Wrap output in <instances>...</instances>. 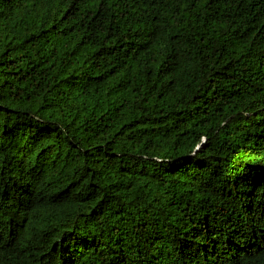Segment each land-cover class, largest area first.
Returning a JSON list of instances; mask_svg holds the SVG:
<instances>
[{
	"label": "trees",
	"instance_id": "1",
	"mask_svg": "<svg viewBox=\"0 0 264 264\" xmlns=\"http://www.w3.org/2000/svg\"><path fill=\"white\" fill-rule=\"evenodd\" d=\"M0 264H264V0H0Z\"/></svg>",
	"mask_w": 264,
	"mask_h": 264
}]
</instances>
